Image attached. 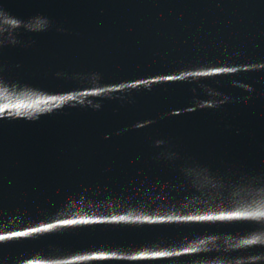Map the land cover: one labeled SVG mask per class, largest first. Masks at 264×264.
<instances>
[{"label": "water", "instance_id": "water-1", "mask_svg": "<svg viewBox=\"0 0 264 264\" xmlns=\"http://www.w3.org/2000/svg\"><path fill=\"white\" fill-rule=\"evenodd\" d=\"M0 264H264V0H0Z\"/></svg>", "mask_w": 264, "mask_h": 264}]
</instances>
